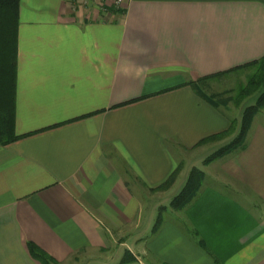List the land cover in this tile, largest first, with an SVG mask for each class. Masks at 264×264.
<instances>
[{
	"label": "crops",
	"instance_id": "crops-1",
	"mask_svg": "<svg viewBox=\"0 0 264 264\" xmlns=\"http://www.w3.org/2000/svg\"><path fill=\"white\" fill-rule=\"evenodd\" d=\"M262 57L264 0H21L0 264H41L29 242L58 264H264V109L185 209L163 200L186 165L154 190L242 116L188 83Z\"/></svg>",
	"mask_w": 264,
	"mask_h": 264
},
{
	"label": "trees",
	"instance_id": "trees-1",
	"mask_svg": "<svg viewBox=\"0 0 264 264\" xmlns=\"http://www.w3.org/2000/svg\"><path fill=\"white\" fill-rule=\"evenodd\" d=\"M21 0H0V147L7 146L23 136L16 134V75H17V50H18V25ZM250 67H257L255 74L249 77L236 100H242L253 95L257 96L256 103L247 105L242 110V118L230 120L229 127L218 134L203 139L198 145L217 141L229 140L227 144L220 147L208 156L205 164L225 157L246 145L248 132L252 126L254 117L264 109V57L260 60L233 68L225 72H219L191 81L188 84L193 86L202 96L206 97L215 106L220 103L214 98L217 94H210L205 89L206 82L214 77L224 76ZM182 170L179 164L170 177L154 190H167L177 179ZM205 173L203 170L194 167L181 190L173 199L171 207L177 211L185 209L197 196L204 183ZM165 208L162 207V211ZM163 221L160 214L154 226L156 232ZM32 257L41 264H58V262L33 242L28 243ZM132 258V257H128ZM126 260H124L125 262Z\"/></svg>",
	"mask_w": 264,
	"mask_h": 264
},
{
	"label": "rangeland",
	"instance_id": "rangeland-1",
	"mask_svg": "<svg viewBox=\"0 0 264 264\" xmlns=\"http://www.w3.org/2000/svg\"><path fill=\"white\" fill-rule=\"evenodd\" d=\"M110 3L120 5V2L118 0H109ZM257 67H250L244 70H240L234 73H230L224 76L220 77H214L209 79L206 82L205 89L207 90L208 93L210 94H217L214 98L217 100V102L220 103V107L226 109L228 113L231 116H236L242 112L243 108L247 105H252L256 103L257 96L253 95L251 97L244 98L242 100H236V97L240 94L241 89L247 85L249 77L255 74ZM242 116H240V119ZM229 140H224V141H217V142H211V143H204L202 144L201 148H197L195 150L185 152L183 154V161L181 162L182 169L183 166H185V171L182 175V177L179 178L178 183L174 186L173 189H171L168 193L164 195V200L163 204L169 207L168 211H171V203L173 199L181 192L183 189L191 169L196 166L199 169L202 170L203 164H205V160L208 156L213 154L214 151L219 149L220 147L224 146L227 144ZM217 147V148H216ZM203 148V149H202ZM190 159V160H189ZM193 159V160H191ZM204 159V160H202ZM220 159V158H219ZM218 160V159H217ZM216 161V160H214ZM212 161V162H214ZM211 162V163H212ZM189 170V174L186 172ZM170 189V188H169ZM168 190V189H167ZM167 190H161L167 191ZM156 198V197H155ZM172 199V200H170ZM156 200L152 199L151 201H148L146 206L152 205ZM162 207L160 206L157 211V215L159 217L160 214L164 215V211H162ZM147 213V210H146ZM148 215V214H147ZM167 215V214H166ZM157 217V219H158ZM157 222V220H156ZM156 224V223H155Z\"/></svg>",
	"mask_w": 264,
	"mask_h": 264
},
{
	"label": "built area",
	"instance_id": "built-area-1",
	"mask_svg": "<svg viewBox=\"0 0 264 264\" xmlns=\"http://www.w3.org/2000/svg\"><path fill=\"white\" fill-rule=\"evenodd\" d=\"M120 2V0H118Z\"/></svg>",
	"mask_w": 264,
	"mask_h": 264
}]
</instances>
